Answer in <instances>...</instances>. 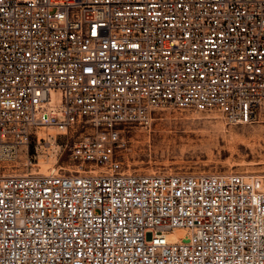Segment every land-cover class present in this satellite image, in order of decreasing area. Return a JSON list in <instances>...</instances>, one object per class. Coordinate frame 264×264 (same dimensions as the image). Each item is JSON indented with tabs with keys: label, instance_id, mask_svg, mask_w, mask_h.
<instances>
[{
	"label": "built area",
	"instance_id": "1",
	"mask_svg": "<svg viewBox=\"0 0 264 264\" xmlns=\"http://www.w3.org/2000/svg\"><path fill=\"white\" fill-rule=\"evenodd\" d=\"M54 87L63 120L40 110ZM262 105L264 0H0V264H264L258 174L122 153L155 109L236 124ZM67 129L74 168L20 171Z\"/></svg>",
	"mask_w": 264,
	"mask_h": 264
},
{
	"label": "rangeland",
	"instance_id": "2",
	"mask_svg": "<svg viewBox=\"0 0 264 264\" xmlns=\"http://www.w3.org/2000/svg\"><path fill=\"white\" fill-rule=\"evenodd\" d=\"M63 91L50 89L47 110L63 120ZM149 125L134 126L125 130L124 161L130 168L159 172H230L258 174L264 183V105L255 119L245 123H228L217 111L193 108L163 107L153 111ZM54 128V130H53ZM50 133L59 130L51 126ZM80 130L67 129L57 135L59 149L29 148L32 162L19 169L67 172L74 168L68 159L69 144ZM68 143L65 145V143Z\"/></svg>",
	"mask_w": 264,
	"mask_h": 264
},
{
	"label": "bare ground",
	"instance_id": "3",
	"mask_svg": "<svg viewBox=\"0 0 264 264\" xmlns=\"http://www.w3.org/2000/svg\"><path fill=\"white\" fill-rule=\"evenodd\" d=\"M53 127V126H52ZM51 126H42L40 129H39V132H40V134H42V135H44V134H46V132H50L51 131ZM53 130H54V128H53ZM38 172H40V173H46L47 171H45V168L44 169H41L40 171H38ZM262 184H263V188H264V183L262 182Z\"/></svg>",
	"mask_w": 264,
	"mask_h": 264
}]
</instances>
